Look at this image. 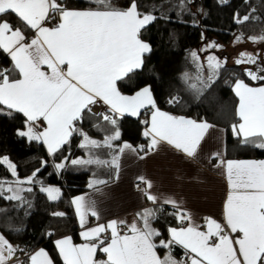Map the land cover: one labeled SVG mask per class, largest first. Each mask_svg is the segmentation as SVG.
Returning <instances> with one entry per match:
<instances>
[{
  "label": "crops",
  "instance_id": "1",
  "mask_svg": "<svg viewBox=\"0 0 264 264\" xmlns=\"http://www.w3.org/2000/svg\"><path fill=\"white\" fill-rule=\"evenodd\" d=\"M50 7L49 0H0V13L13 11L30 28L27 34L0 24V48L11 60L9 70L0 71V104L25 116L22 132L52 153L93 106L109 118L139 117L151 108L144 118L147 149L121 142L113 178H93L88 190L72 198L81 240L69 234L53 240L63 264H261L264 158H229L223 127L156 108L148 86L130 94L116 86L150 50L139 31L152 17L138 15L134 4L65 10L50 27ZM234 92L239 122L233 135L264 146V84L237 80ZM51 191L55 199L59 188ZM152 206L169 207L182 221L168 229L167 240L156 238L147 219ZM104 231L109 238L97 257ZM170 242L185 253L173 254ZM156 245L165 249L158 252ZM18 254L0 233V264H18ZM23 264L53 263L38 247Z\"/></svg>",
  "mask_w": 264,
  "mask_h": 264
},
{
  "label": "trees",
  "instance_id": "2",
  "mask_svg": "<svg viewBox=\"0 0 264 264\" xmlns=\"http://www.w3.org/2000/svg\"><path fill=\"white\" fill-rule=\"evenodd\" d=\"M49 1L48 13L57 20L65 10H124L132 4L138 15H150L152 21L139 31L150 50L143 54L140 68L116 81L118 90L130 94L148 86L156 108L223 127L227 157L264 158V146L232 133L239 122L235 82L264 84V0ZM3 21L30 32L13 11L1 12L0 24ZM220 45L228 49L218 51ZM224 55L237 63L207 65L211 57ZM10 65L9 56L0 48V71L7 72ZM150 109L145 108L139 117L112 119L100 110L87 109L74 120L68 141L48 153L41 141L22 132L25 116L0 104V233L6 241L22 254L43 247L53 264H63L53 240L66 234L74 242L81 240L72 198L88 190L93 178L103 183L113 178L121 142L139 152L147 149L144 118ZM115 132L117 137H113ZM84 136L94 142L83 143ZM21 179H27L30 188L18 198L7 197L6 186ZM48 184L59 188L55 199L41 190ZM149 211L147 219L157 228L156 238L167 240L168 229L179 224L175 211L164 206H152ZM107 240L100 242L97 257L102 256L100 249ZM168 248L177 256L185 253L174 242ZM156 249L162 252L165 246L156 245Z\"/></svg>",
  "mask_w": 264,
  "mask_h": 264
},
{
  "label": "rangeland",
  "instance_id": "3",
  "mask_svg": "<svg viewBox=\"0 0 264 264\" xmlns=\"http://www.w3.org/2000/svg\"><path fill=\"white\" fill-rule=\"evenodd\" d=\"M204 48H205L204 45L200 46L201 50H204ZM217 49H218V51H221V50L225 51L228 49V47H227V45H220ZM224 63L233 64V63H237V60L230 59V58L226 57L225 55L223 58L214 56V57L210 58L207 65H209V67L213 68V67H217L218 65H222ZM107 114H109V113H107ZM93 142L94 141L90 138H87V136L83 137V143L90 144ZM79 160H83V159L79 158L78 161ZM29 188H30V186L28 184L27 179H21L20 181L18 180L16 183L9 184L6 186V189L8 190L7 197L12 198V199L18 198V197H20V194L24 189H29ZM51 188H57V186L54 184H48V185L42 187L41 190L46 192L49 196H51L52 195Z\"/></svg>",
  "mask_w": 264,
  "mask_h": 264
},
{
  "label": "built area",
  "instance_id": "4",
  "mask_svg": "<svg viewBox=\"0 0 264 264\" xmlns=\"http://www.w3.org/2000/svg\"><path fill=\"white\" fill-rule=\"evenodd\" d=\"M57 19H53L50 14L48 13L47 17H46V20H45V23L46 25L50 26V27H53L55 25H57ZM179 223L181 224L182 221H179ZM102 237L104 239L106 238H109V233L107 231H104L103 234H102ZM27 257V254H22V253H19L17 255V257L15 258L14 262H17L18 264H23V260Z\"/></svg>",
  "mask_w": 264,
  "mask_h": 264
},
{
  "label": "water",
  "instance_id": "5",
  "mask_svg": "<svg viewBox=\"0 0 264 264\" xmlns=\"http://www.w3.org/2000/svg\"><path fill=\"white\" fill-rule=\"evenodd\" d=\"M92 110L97 111V107L93 106ZM262 264H264V257H263Z\"/></svg>",
  "mask_w": 264,
  "mask_h": 264
}]
</instances>
